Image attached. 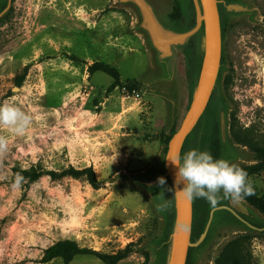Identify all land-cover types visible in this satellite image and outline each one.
Instances as JSON below:
<instances>
[{"label": "rangeland", "instance_id": "374dc122", "mask_svg": "<svg viewBox=\"0 0 264 264\" xmlns=\"http://www.w3.org/2000/svg\"><path fill=\"white\" fill-rule=\"evenodd\" d=\"M149 1L178 29L195 22L193 0H178L182 16L177 24L166 17L175 0ZM237 1L250 11L234 13L219 5L225 27L215 96L222 100L226 140L233 145L222 159L240 166L256 157L233 141L231 129L246 130L264 145V0ZM140 20L133 4L119 0H12L0 17V105L14 104L32 117L22 136L0 127V137L7 140L0 150V264H62L59 257L41 259L46 248L63 239L107 254L130 244L128 255L116 264H167L171 239L165 223L171 217L174 224L175 209L174 195L156 183L164 171L163 139L169 132L161 125L172 112L169 94L178 80L182 89L186 84L178 126L189 107L202 62L203 30L177 49L167 73L157 64ZM95 61L116 67L122 82L140 81L141 99L123 96L106 73L90 74L88 66ZM23 72L17 86L16 76ZM170 74L172 84H160ZM218 112L217 107V117ZM215 115L209 111L198 120L183 153L207 149ZM154 140H159L160 161L152 168L147 162L156 161ZM70 165L92 166L99 187L83 177L47 174ZM31 168L43 174L34 181L21 179V171ZM248 178L254 192L264 195V171ZM163 194L171 207L158 211ZM243 203L249 219L264 221V213ZM222 219L214 214L213 233L198 245L193 264H214L222 246L240 234L251 236L253 256L264 264V230ZM69 264L104 263L77 255Z\"/></svg>", "mask_w": 264, "mask_h": 264}, {"label": "water", "instance_id": "95a60500", "mask_svg": "<svg viewBox=\"0 0 264 264\" xmlns=\"http://www.w3.org/2000/svg\"><path fill=\"white\" fill-rule=\"evenodd\" d=\"M11 1L7 0L5 7L0 11V17L7 12ZM119 2L131 3L138 9L141 17L139 25L147 33L149 41L156 52L157 64L165 68L167 73L171 71L177 49L185 45L200 29L203 30L202 62L193 89L192 99L179 127L168 141L163 161L164 171L158 176L168 177L173 185L176 170L169 164L167 157L181 155L186 138L192 134L198 120L205 114L209 100L218 86L222 57V25L219 5L222 3L227 11L234 13H242L250 11V9L238 1L226 3L224 0H193L195 24L187 29H178L160 17L149 0H119ZM218 108L220 139L225 145L227 141L226 120L224 111L221 109V103ZM225 200H220L225 204L211 208L202 233L196 241H192L193 200L189 201L181 195H174V224L170 231L171 244L167 264H186L189 247H197L204 240L217 209L229 211L250 228L264 230V227H256L249 222L253 220L246 216L247 208L243 200L238 203L230 199ZM181 223L187 224L189 230L183 231L177 227ZM153 262L154 260L151 264Z\"/></svg>", "mask_w": 264, "mask_h": 264}, {"label": "trees", "instance_id": "16d2710c", "mask_svg": "<svg viewBox=\"0 0 264 264\" xmlns=\"http://www.w3.org/2000/svg\"><path fill=\"white\" fill-rule=\"evenodd\" d=\"M231 1H237V0H231ZM5 4H6V0L0 4V11L5 7ZM181 16H182L181 3L178 0H175L171 11L167 14L166 17L169 22L177 24ZM224 27H225V24L223 26V31H224ZM88 70L90 74L96 71H100V72H103L109 75L113 79V85H112L113 87L125 86L129 90H136V91H140L142 88V83L136 79H129V80L122 82L120 80L119 70L116 67L108 63L101 62V61H95L88 66ZM25 74L26 73L23 72L20 75L16 76L17 86H20L22 84ZM220 103H222V100L220 98H217L215 96V93H213L207 105V110L213 111L216 114L215 115L216 118H213V121L209 128L210 137H209V141H208L207 149H206L213 155L214 158H222V155L225 149L233 148L232 147L233 145L231 144L229 138L226 141L225 145L221 142V139H220L219 123H218V117H217V107ZM178 127H179L178 121L176 119L172 127L170 128L168 134L163 139L164 155L167 151L168 141L170 137L173 135V133L177 130ZM229 132L234 142L248 147L250 150H252V152L255 154V157H256L254 163L249 164V165H240L239 167L244 169L247 172L248 176L263 172L264 171V145H259L251 137L250 133H248V131L246 130L233 131L231 129V131ZM184 144L182 146L181 155H182V151L184 150L183 148ZM21 173L23 175L21 179L28 178L31 181L38 179L43 174V172L41 171L37 172L33 168L29 170H22ZM47 174L50 175L52 179H56L60 176H70L73 178L83 177L88 181V183L92 187L94 188L99 187V181L96 178V175H95V172L92 166H88L84 168H75L70 165L60 173L56 171H49L47 172ZM243 201L249 204L250 206L254 207L259 212L264 213V195H258L256 192H254L253 195H249L245 197ZM211 208H213V205H211L205 199L198 198V199L193 200V222H192V235H191L192 241H196L199 235L202 233L204 226L206 224V221L208 219ZM217 213L218 212H215V214ZM219 213L225 218V220H223L222 222H227L232 225H241V226L247 227L250 231H254L253 228H250L249 226H247L243 221L235 217L229 211L220 210ZM249 222L256 227H264V221H258V222L249 221ZM215 224L216 222L212 221L211 226L208 230V233L202 242H206L208 239H210L213 233ZM172 227H173V219L169 217L165 223V230H166L165 234H168L171 231ZM250 241H251V236L248 234H240L232 238L231 240H229L222 246L221 250L219 251L214 261V264H258L256 259L253 256ZM200 245L202 244H199V246ZM129 246L130 244H128L123 250H119L114 254H107V253H102V252L93 250L91 248L81 247L78 245V243L75 240L63 239V240H59L55 242L50 247L46 248L41 261L48 262L52 260L53 258L59 257L62 259V264H69L73 260V258L77 255H90V256H93L101 260L104 264H116L118 261L124 259L128 255ZM197 247H189L186 264H193L194 262L193 254L195 250L197 249ZM145 257L147 259V255H145Z\"/></svg>", "mask_w": 264, "mask_h": 264}, {"label": "clouds", "instance_id": "9594fccd", "mask_svg": "<svg viewBox=\"0 0 264 264\" xmlns=\"http://www.w3.org/2000/svg\"><path fill=\"white\" fill-rule=\"evenodd\" d=\"M32 117L11 103L0 105V127L7 128L13 135L25 134ZM7 147V140L0 137V150ZM167 160L175 168L173 185L169 187L165 177L157 178L161 191L181 195L191 201L205 199L211 205H217L221 199L240 202L254 194L247 172L239 166L222 158H214L207 150L191 148L183 155L170 156ZM158 211L171 207V201L164 194L162 202L156 205ZM183 231H188L187 224H178Z\"/></svg>", "mask_w": 264, "mask_h": 264}, {"label": "crops", "instance_id": "0c3cea01", "mask_svg": "<svg viewBox=\"0 0 264 264\" xmlns=\"http://www.w3.org/2000/svg\"><path fill=\"white\" fill-rule=\"evenodd\" d=\"M174 76L171 75L170 77L163 79L162 81H160V84L166 85V84H172V82L174 81ZM184 87H186V84L183 83V89ZM182 89V85H181V81L178 80L177 81V87H175L171 94H169V96H171L170 98V104H171V108H172V112L170 114V117H168L169 119H165V121L163 122V124L161 126L165 127V131L168 132L170 130V128L172 127L175 119H176V115L178 113L179 110V106L180 103L183 99V92L184 91ZM177 91V96L174 94V92ZM153 147L156 149V161H152V158L148 160L147 165L152 168L156 167L158 162L160 161V159H158L157 157V149L159 148V140H154L153 141ZM157 163V164H156Z\"/></svg>", "mask_w": 264, "mask_h": 264}, {"label": "built area", "instance_id": "2783aa9c", "mask_svg": "<svg viewBox=\"0 0 264 264\" xmlns=\"http://www.w3.org/2000/svg\"><path fill=\"white\" fill-rule=\"evenodd\" d=\"M121 94L125 97H132L135 100H139L141 99V93L140 91H136V90H129L128 88H126L125 86L122 87H118Z\"/></svg>", "mask_w": 264, "mask_h": 264}, {"label": "flooded vegetation", "instance_id": "af4514ba", "mask_svg": "<svg viewBox=\"0 0 264 264\" xmlns=\"http://www.w3.org/2000/svg\"><path fill=\"white\" fill-rule=\"evenodd\" d=\"M6 3H7V0H6ZM5 5H6V4H5ZM194 24H195V22H193V23L191 24L190 27H192ZM181 29H182V28H181ZM222 32H223V27H222ZM221 59H222V57H221ZM205 113H206V114H209V111L207 110V107H206ZM214 118H216V117H214ZM212 121H213V119H212ZM211 123H212V122H211ZM197 137H198V135H197ZM182 154H183V151H182ZM223 204H225V203L222 202V201H220L217 205H215V206H213V207H219V206H221V205H223ZM220 210H222V209H217L216 212H219ZM223 220H225L224 217H223L222 221H223Z\"/></svg>", "mask_w": 264, "mask_h": 264}]
</instances>
